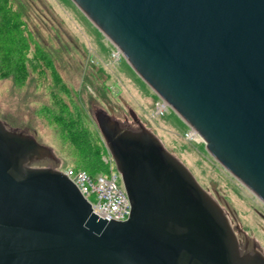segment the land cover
<instances>
[{"label": "water", "instance_id": "95a60500", "mask_svg": "<svg viewBox=\"0 0 264 264\" xmlns=\"http://www.w3.org/2000/svg\"><path fill=\"white\" fill-rule=\"evenodd\" d=\"M264 205V0H71ZM95 120L131 214L105 221L35 138L0 121V264H264L131 113Z\"/></svg>", "mask_w": 264, "mask_h": 264}, {"label": "rangeland", "instance_id": "374dc122", "mask_svg": "<svg viewBox=\"0 0 264 264\" xmlns=\"http://www.w3.org/2000/svg\"><path fill=\"white\" fill-rule=\"evenodd\" d=\"M160 101L71 0H0V121L7 129L50 149L57 170L80 168V156L54 123L79 113L100 136L102 175H109L119 172L95 112L138 129L133 113L221 206L241 244L264 254V205L209 155L202 140L186 138L189 128L170 108L159 117Z\"/></svg>", "mask_w": 264, "mask_h": 264}, {"label": "built area", "instance_id": "2783aa9c", "mask_svg": "<svg viewBox=\"0 0 264 264\" xmlns=\"http://www.w3.org/2000/svg\"><path fill=\"white\" fill-rule=\"evenodd\" d=\"M156 107L159 117L169 112V107L163 101L158 102ZM186 138L189 141L202 140L190 129ZM59 171L73 183L90 204L93 214L99 219L108 222H125L129 219L131 205L119 173L111 171L109 175L91 177L87 172L81 170L66 169L61 171L60 169ZM120 179L121 184H119Z\"/></svg>", "mask_w": 264, "mask_h": 264}, {"label": "trees", "instance_id": "16d2710c", "mask_svg": "<svg viewBox=\"0 0 264 264\" xmlns=\"http://www.w3.org/2000/svg\"><path fill=\"white\" fill-rule=\"evenodd\" d=\"M2 24L4 23L2 22ZM4 49L8 48L3 46ZM54 123L61 128L70 145L81 158L83 166L75 169L85 171L91 177L104 174L105 168L100 153V136L89 129L79 113L76 116L69 114L65 117H55Z\"/></svg>", "mask_w": 264, "mask_h": 264}, {"label": "flooded vegetation", "instance_id": "af4514ba", "mask_svg": "<svg viewBox=\"0 0 264 264\" xmlns=\"http://www.w3.org/2000/svg\"><path fill=\"white\" fill-rule=\"evenodd\" d=\"M56 162H53V161H50V160H41L40 164H39V167H49V166H53L55 165ZM238 238V237H237ZM238 241H239V238H238ZM239 243L241 244V242L239 241ZM244 248H248V249H251L249 248L248 245H246L245 243L244 244H241ZM253 247H256V246H253ZM257 248V247H256ZM258 249V248H257Z\"/></svg>", "mask_w": 264, "mask_h": 264}]
</instances>
